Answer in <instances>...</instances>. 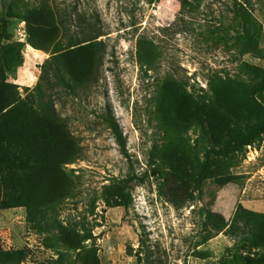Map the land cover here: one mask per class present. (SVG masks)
Masks as SVG:
<instances>
[{"label": "rangeland", "instance_id": "1", "mask_svg": "<svg viewBox=\"0 0 264 264\" xmlns=\"http://www.w3.org/2000/svg\"><path fill=\"white\" fill-rule=\"evenodd\" d=\"M41 7L64 22L66 46L91 28L104 35L102 65L87 87L41 80L51 53L28 43L23 21ZM0 23L3 47L21 45L23 63L9 81L36 109V100L55 106L81 156L62 167L73 194L47 211L23 192L31 168L0 152V264H82L88 251L99 264H264V0H200L187 9L180 0H0ZM167 75L218 109L210 78H230L242 104L233 121L251 145L221 156L195 121L169 146L198 161L184 172L164 164L153 95ZM225 177L232 180L222 185Z\"/></svg>", "mask_w": 264, "mask_h": 264}, {"label": "trees", "instance_id": "2", "mask_svg": "<svg viewBox=\"0 0 264 264\" xmlns=\"http://www.w3.org/2000/svg\"><path fill=\"white\" fill-rule=\"evenodd\" d=\"M200 0H180L182 9L195 8ZM23 21L26 22L28 43L37 50L51 53L45 62L41 80L51 83L54 77L67 84L76 92L77 88L87 87L102 65L104 42L98 40L103 34L91 28L88 34L79 41L63 43L62 26L53 11L47 8H36L30 11ZM81 21H85L84 19ZM4 25L0 23V55L5 56L8 69H0V152L10 162L11 157L31 168L32 174L23 186V192L30 198L40 200L46 210L58 208L73 194V189L65 177L62 167L81 159L76 138L72 135L65 121L52 103L39 102L36 109L30 96L21 98L19 86L10 82L9 73H14L23 63L21 45L3 47ZM140 60L153 68L154 58L145 54ZM69 80L71 84L66 80ZM230 78L220 76L210 78L209 86L217 99L220 109L204 106L188 93V85L183 79L172 75L164 76L153 95L156 105V118L165 132L164 144L160 149L161 159L170 168L184 172L185 166L193 165L196 158L188 151L172 148L169 140L177 143L178 136L185 132L195 121L205 123L221 148V156L228 157L243 151L253 142L250 136H243L233 119L242 110V104L236 97ZM38 95L41 85L36 88ZM119 144L125 147L120 124L110 110L106 116ZM264 131V127L262 128ZM226 138H228L226 140ZM11 163V162H10ZM203 175L207 171L202 168ZM232 178H222L220 183L226 185ZM39 210V209H38ZM222 224L219 232L225 229ZM87 253L79 255L82 264H99L98 259L88 257Z\"/></svg>", "mask_w": 264, "mask_h": 264}]
</instances>
